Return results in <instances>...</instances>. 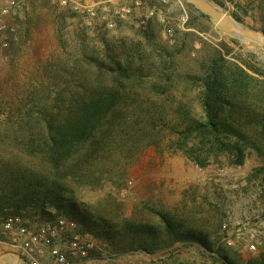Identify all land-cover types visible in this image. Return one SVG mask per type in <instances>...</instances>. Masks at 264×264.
Masks as SVG:
<instances>
[{
	"label": "rangeland",
	"instance_id": "1",
	"mask_svg": "<svg viewBox=\"0 0 264 264\" xmlns=\"http://www.w3.org/2000/svg\"><path fill=\"white\" fill-rule=\"evenodd\" d=\"M208 1L242 26L264 31V0ZM99 2L20 0L18 14L8 18L13 30L6 33L8 45L0 46V181L24 169L54 173L58 165L62 173L56 181L64 193L60 206L47 205L44 215L25 209V216L34 224L39 217L65 213L64 206H73L78 230L87 231L94 245L83 264H221L223 256L233 264H248L264 254V157L255 150H247L241 165L220 157L202 166L181 148L147 145V133L136 129L109 139L105 151L87 157L72 154L54 161L30 150L29 125L45 127L49 120L42 114L48 113L58 123L65 100L90 87L98 72L106 73L112 85L117 73L106 70L115 69L125 51L133 57L149 51L156 60L164 49L182 71L195 72L200 62L220 53L264 69L262 45L226 36L184 0H143L136 16L114 27L99 15ZM147 6L156 12L139 25L137 16ZM92 8L95 16L88 12ZM167 28L172 41L164 33ZM134 93L155 99L148 89H137L125 93L126 103L118 107H179L176 99L150 103ZM39 115L40 121L33 120ZM165 220L175 225L174 242L165 231ZM142 225L154 227L163 239L151 253L128 248L129 232ZM186 231L205 236L210 248L185 240ZM105 236L118 239L117 244H107ZM254 237L261 245L248 251ZM2 258L0 264H16Z\"/></svg>",
	"mask_w": 264,
	"mask_h": 264
},
{
	"label": "trees",
	"instance_id": "2",
	"mask_svg": "<svg viewBox=\"0 0 264 264\" xmlns=\"http://www.w3.org/2000/svg\"><path fill=\"white\" fill-rule=\"evenodd\" d=\"M163 50L157 52L156 60L149 51L136 57L125 51L122 59L115 62V69L105 67L110 74L117 73L112 85L107 84L106 73L98 72L90 87L65 100L63 118L58 123H54L52 113L42 114L49 120L47 125L34 122L28 128L32 153L54 161L72 154L87 157L105 151L109 139L128 136L136 129L147 133V145L181 148L197 165L205 166L210 158L220 157L230 164L241 165L249 149L263 158L264 69L256 63L230 60L220 53L200 62L195 72L191 68L182 71L170 58L171 53ZM137 89L152 93L155 99L134 93L147 102L176 99L179 107L173 111L119 108V103H126L125 93ZM40 117L33 120L40 121ZM54 168V173L24 169L2 178L0 221L9 215L27 219L25 209L44 215L48 213L47 205L59 207L64 193L56 180L62 172L58 165ZM64 207L65 213L39 217L34 222L50 221L57 216L73 220V206ZM174 226L165 220V231L173 242L177 234ZM137 227L129 232L132 233L128 237L129 249L140 248L151 253L162 244L163 239L157 237L154 227ZM183 237L210 248L200 233L186 231ZM105 240L114 246L118 242L110 236H105ZM221 260V264H233L227 257ZM248 264H264V254L250 259Z\"/></svg>",
	"mask_w": 264,
	"mask_h": 264
},
{
	"label": "built area",
	"instance_id": "3",
	"mask_svg": "<svg viewBox=\"0 0 264 264\" xmlns=\"http://www.w3.org/2000/svg\"><path fill=\"white\" fill-rule=\"evenodd\" d=\"M99 15L109 27L127 18L136 16V9L143 7V0H100ZM20 0H0V46L8 45L6 33L13 30L8 18L18 14ZM91 16L96 10L88 9ZM154 7H146L138 24L155 14ZM169 41L173 40L170 28L164 29ZM89 233L78 230L74 220L57 217L54 220L30 224L19 215H9L0 221V251L13 254L26 264H83L89 260L93 241ZM261 245L254 237L247 244L248 251Z\"/></svg>",
	"mask_w": 264,
	"mask_h": 264
},
{
	"label": "water",
	"instance_id": "4",
	"mask_svg": "<svg viewBox=\"0 0 264 264\" xmlns=\"http://www.w3.org/2000/svg\"><path fill=\"white\" fill-rule=\"evenodd\" d=\"M201 13L207 15L213 23L228 37L241 41H253L264 47V31L247 28L236 22L226 11L208 0H184Z\"/></svg>",
	"mask_w": 264,
	"mask_h": 264
},
{
	"label": "crops",
	"instance_id": "5",
	"mask_svg": "<svg viewBox=\"0 0 264 264\" xmlns=\"http://www.w3.org/2000/svg\"><path fill=\"white\" fill-rule=\"evenodd\" d=\"M0 256H2L3 260H7V261H13L16 264H21L24 263L23 261H21L20 259H18L15 255L13 254H9V253H5L2 250L0 251ZM1 260V259H0ZM26 264V263H24Z\"/></svg>",
	"mask_w": 264,
	"mask_h": 264
}]
</instances>
